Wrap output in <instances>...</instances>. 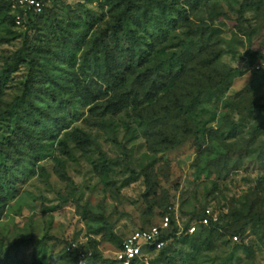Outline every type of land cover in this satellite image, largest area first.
Wrapping results in <instances>:
<instances>
[{
    "label": "rangeland",
    "instance_id": "obj_1",
    "mask_svg": "<svg viewBox=\"0 0 264 264\" xmlns=\"http://www.w3.org/2000/svg\"><path fill=\"white\" fill-rule=\"evenodd\" d=\"M44 7L0 0V264H118L135 229L207 209L152 264H264V0Z\"/></svg>",
    "mask_w": 264,
    "mask_h": 264
},
{
    "label": "built area",
    "instance_id": "obj_2",
    "mask_svg": "<svg viewBox=\"0 0 264 264\" xmlns=\"http://www.w3.org/2000/svg\"><path fill=\"white\" fill-rule=\"evenodd\" d=\"M18 5L35 14L42 12L44 3L42 0H18ZM18 26L22 25V20L16 21ZM257 69H260L257 66ZM211 221L216 222L210 209H207L202 219L199 220L200 226H209ZM172 228V220L169 215H164L158 225L138 228L129 234L122 242L116 252L115 261L118 264H152L153 256L163 249L167 241L163 238L168 235ZM198 231L196 225H190L188 234ZM171 233V232H170ZM237 240V237H234Z\"/></svg>",
    "mask_w": 264,
    "mask_h": 264
},
{
    "label": "trees",
    "instance_id": "obj_3",
    "mask_svg": "<svg viewBox=\"0 0 264 264\" xmlns=\"http://www.w3.org/2000/svg\"><path fill=\"white\" fill-rule=\"evenodd\" d=\"M42 1L44 3V0H42ZM129 6L130 5H127V7L125 9V14L126 15L129 14V10H130ZM44 11H45V7H43L42 12L39 13V14H33L32 11H28V13L31 15L30 19H32V22H34L33 21V16H37V17L42 16ZM120 21H121V19L119 20V22ZM15 23H16V21H15ZM147 74L148 73H146V75ZM146 75H144L145 77H143V80L145 82H147L146 86H145L144 96L149 100V99L154 98L159 92L163 91L167 87V75L162 74L160 71H156V70H154L153 73L148 74V76H146ZM31 81H32V76L30 75L29 78H28V84L26 85V88H25V93H27L29 91V89H30L29 82H31ZM0 85H1V78H0ZM113 106H115V104L111 105V107H113ZM167 109H168L167 110L168 113L172 114V113H174L176 111L184 110L185 109V105H183L181 102L175 101L173 103V107H171V108L168 107ZM32 118L36 119L35 116H32ZM42 124L45 126V122L44 121H42ZM22 135L23 136L19 137V140L20 141L23 140L26 143H30L29 139H30V135L31 134L27 131V129H23ZM12 144L16 145V143H14V142H12ZM18 145H19V143H18ZM62 176H63V178H67L66 175H62ZM259 193H260V191L256 192L257 198H258L259 202H261L262 205H263L264 204V199L260 195L261 193L260 194ZM258 200H257V202H253V204L250 206L249 213L251 214V220H258L264 225V211H263L261 206L257 207ZM172 225H174V221H172ZM189 227H190V225L185 227V229L182 230V232L180 233L179 236L177 235L179 233L178 228H174V229H172L171 233H169L167 236H164L163 239L165 241H167V243H168V241H170V240H172L174 238L177 239V237L182 238V237H185V236L192 235V234H188ZM212 228H216V222L211 221L210 225L206 226V227L200 226L198 228V231H197L198 233H196V234H201L202 232H204L205 230H208V229H211V231H212ZM236 234H239V231L236 232ZM235 237H237V235H235ZM47 240H48V237H45L42 240H38L36 238H31L27 242H30V243H33V242L34 243H44ZM167 250H168V247L165 246L162 249L161 253H165Z\"/></svg>",
    "mask_w": 264,
    "mask_h": 264
}]
</instances>
